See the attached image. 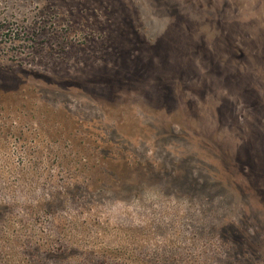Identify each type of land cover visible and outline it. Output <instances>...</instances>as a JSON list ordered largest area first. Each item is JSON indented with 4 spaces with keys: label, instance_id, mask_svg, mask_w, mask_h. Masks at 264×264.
Instances as JSON below:
<instances>
[{
    "label": "rangeland",
    "instance_id": "374dc122",
    "mask_svg": "<svg viewBox=\"0 0 264 264\" xmlns=\"http://www.w3.org/2000/svg\"><path fill=\"white\" fill-rule=\"evenodd\" d=\"M0 264H264V0H0Z\"/></svg>",
    "mask_w": 264,
    "mask_h": 264
}]
</instances>
